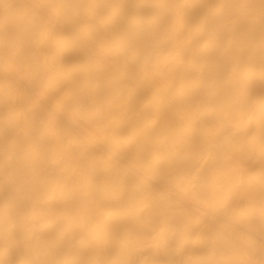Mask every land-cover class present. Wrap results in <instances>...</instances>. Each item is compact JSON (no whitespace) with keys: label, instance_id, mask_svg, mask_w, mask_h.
<instances>
[{"label":"bare ground","instance_id":"6f19581e","mask_svg":"<svg viewBox=\"0 0 264 264\" xmlns=\"http://www.w3.org/2000/svg\"><path fill=\"white\" fill-rule=\"evenodd\" d=\"M0 264H264V0H0Z\"/></svg>","mask_w":264,"mask_h":264}]
</instances>
